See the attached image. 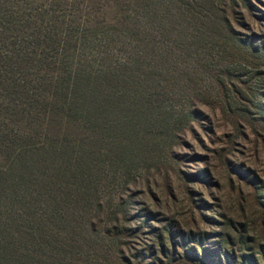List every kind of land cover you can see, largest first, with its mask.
I'll return each instance as SVG.
<instances>
[{"label": "rangeland", "instance_id": "374dc122", "mask_svg": "<svg viewBox=\"0 0 264 264\" xmlns=\"http://www.w3.org/2000/svg\"><path fill=\"white\" fill-rule=\"evenodd\" d=\"M263 54L264 0H0V79L22 87L0 85V103L64 94L73 81L114 88L109 133L92 152L93 184L81 183L91 189L88 210L74 243L53 253L62 264H201L182 246L197 247L205 234L214 262L223 230L237 242L244 234L258 254ZM71 133L78 141L85 131ZM93 135L91 146L101 138ZM60 221L55 212L50 222ZM167 227L172 259L156 239Z\"/></svg>", "mask_w": 264, "mask_h": 264}, {"label": "trees", "instance_id": "16d2710c", "mask_svg": "<svg viewBox=\"0 0 264 264\" xmlns=\"http://www.w3.org/2000/svg\"><path fill=\"white\" fill-rule=\"evenodd\" d=\"M5 71L0 69V73ZM77 82L69 83L64 94L56 91L55 95L37 97L24 94L26 100L14 104L13 108L0 103L3 116L0 122V264H62L61 256L53 254L56 245L74 243L79 234V215L89 205L85 194L91 190L83 189L81 183L93 184V175L89 174L96 168L92 152L109 133L107 117L113 114L111 109L116 101L111 97L114 88H104L97 81L88 80L83 85ZM6 83L7 93L8 88L22 90L16 82L0 79V85ZM56 87L55 90L62 92L61 84ZM79 128L85 131L83 139H70L71 132ZM37 131H47V134L43 141L36 143L33 139ZM93 134H100L101 138L91 146ZM78 196H83V200L76 206ZM96 205L101 208L100 204ZM55 212L59 213L60 223L50 222ZM58 229H65V233ZM164 230L156 239L162 254L172 259L173 252L167 250L166 241L172 246L177 244L175 234L168 227ZM176 233L183 243L187 242L184 232ZM216 237L213 250L219 258L214 262L208 258L209 250L202 246L208 234L201 236L199 243L202 244L197 247L182 248L201 264H264V244L256 254L245 246L248 238L242 233L238 242L224 230Z\"/></svg>", "mask_w": 264, "mask_h": 264}]
</instances>
